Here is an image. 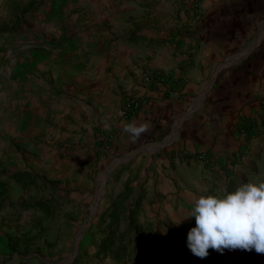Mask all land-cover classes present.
I'll list each match as a JSON object with an SVG mask.
<instances>
[{"label": "crops", "instance_id": "obj_1", "mask_svg": "<svg viewBox=\"0 0 264 264\" xmlns=\"http://www.w3.org/2000/svg\"><path fill=\"white\" fill-rule=\"evenodd\" d=\"M28 1L0 0V136L25 134L54 115L57 121L60 112L74 120L82 115L89 121L106 115L112 89L106 72L112 78V72L122 75L131 70L127 81L131 86L134 79L132 93L136 94L130 100L142 103L130 115H120L126 117L125 126L135 122L147 130L133 139L123 129L120 142L134 144L160 125L172 135L164 162L170 168L171 191H166L168 186L158 189L154 196L157 200L156 195H162V203L152 208L162 215L160 231L173 232L158 238L168 246L170 261L264 264V254L255 249L210 248L208 256L200 258L187 245L188 232L195 226V218L189 217L192 198L214 194L217 189L233 191L254 174L244 157L236 159L234 168L230 164L234 157L227 166L219 160L236 151L252 155L257 150L260 163L255 169L264 179V0H168L169 15L162 22L168 20L165 30H172L176 42L154 49L148 34L146 41L132 48L108 51L102 47L98 56L80 57L76 62L87 61V65L73 72L72 94L62 100L54 89L57 82L51 79L56 75L47 74V82L43 81L41 34L25 31L28 21L21 14ZM31 6L37 15L40 5ZM174 16L178 17L172 21ZM222 164L230 170L227 176L220 171ZM9 175L0 174V211L7 199L5 189L11 184Z\"/></svg>", "mask_w": 264, "mask_h": 264}, {"label": "rangeland", "instance_id": "obj_2", "mask_svg": "<svg viewBox=\"0 0 264 264\" xmlns=\"http://www.w3.org/2000/svg\"><path fill=\"white\" fill-rule=\"evenodd\" d=\"M167 1H28L21 15L28 21L27 33L41 34L44 84L47 74L56 75L51 79L58 84L54 87L58 100L68 99L73 72L87 65V61L76 62L80 57L98 56L102 47L108 51L132 48L146 41L148 34L154 49L170 47L176 40L172 30H165L168 20L162 22L169 15ZM35 2L40 5L37 15L31 6ZM35 16L38 25H34ZM110 73L105 77L112 87L106 115L89 121L60 112L57 121L54 115L25 134L0 136V163L4 162L0 174L10 173L20 180L18 184L11 181L5 189L0 264H174L168 258V246L158 241L173 232L160 231L162 215L152 209L154 203H162V195H156L157 200L154 196L158 189L168 186L166 191H171L170 168L164 162L172 135L160 125L138 142L123 146L119 136L126 117L120 112L135 96L136 84L134 79L131 86L127 81L131 70L122 75L112 72V78ZM240 152L219 161L227 166L234 157L230 163L234 168L244 157L254 172L250 179L244 178L246 182L262 179L255 169L259 152ZM223 164L220 171L227 176L230 170ZM112 231L115 242L124 246L120 259L97 253L102 239Z\"/></svg>", "mask_w": 264, "mask_h": 264}, {"label": "clouds", "instance_id": "obj_3", "mask_svg": "<svg viewBox=\"0 0 264 264\" xmlns=\"http://www.w3.org/2000/svg\"><path fill=\"white\" fill-rule=\"evenodd\" d=\"M146 125L127 124L124 131L138 138ZM195 226L187 235L191 252L205 258L209 249H243L264 254V179L249 180L233 191L217 189L190 201Z\"/></svg>", "mask_w": 264, "mask_h": 264}, {"label": "trees", "instance_id": "obj_4", "mask_svg": "<svg viewBox=\"0 0 264 264\" xmlns=\"http://www.w3.org/2000/svg\"><path fill=\"white\" fill-rule=\"evenodd\" d=\"M22 176H25L22 174ZM9 181H14L16 184L20 183V180L18 177L13 178L11 175L8 176ZM112 218L115 219L116 215H112ZM114 232L112 231L110 234L106 235L105 238L102 239L101 245L98 248V254L102 255H110L115 259H120L123 257L124 252V246L119 245L115 242L113 238Z\"/></svg>", "mask_w": 264, "mask_h": 264}, {"label": "built area", "instance_id": "obj_5", "mask_svg": "<svg viewBox=\"0 0 264 264\" xmlns=\"http://www.w3.org/2000/svg\"><path fill=\"white\" fill-rule=\"evenodd\" d=\"M141 101L138 99L130 100L127 105L124 107L123 115L127 116L136 111L141 105Z\"/></svg>", "mask_w": 264, "mask_h": 264}]
</instances>
